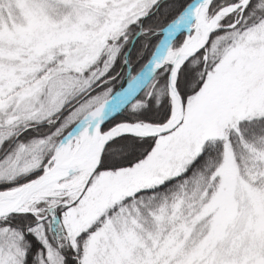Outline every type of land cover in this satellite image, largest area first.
Instances as JSON below:
<instances>
[{
  "label": "snow or ice",
  "instance_id": "snow-or-ice-1",
  "mask_svg": "<svg viewBox=\"0 0 264 264\" xmlns=\"http://www.w3.org/2000/svg\"><path fill=\"white\" fill-rule=\"evenodd\" d=\"M0 264H264V0H0Z\"/></svg>",
  "mask_w": 264,
  "mask_h": 264
},
{
  "label": "trees",
  "instance_id": "trees-1",
  "mask_svg": "<svg viewBox=\"0 0 264 264\" xmlns=\"http://www.w3.org/2000/svg\"><path fill=\"white\" fill-rule=\"evenodd\" d=\"M137 47H139V45H137ZM133 61L135 62V53H133ZM116 70H117V71H121V68H120L119 65H117V69H116ZM135 70H136V69L134 68L133 71H135ZM123 86H124V85H123ZM113 87H114V91L120 89V88H121V81H120V80L116 81V82L114 83Z\"/></svg>",
  "mask_w": 264,
  "mask_h": 264
},
{
  "label": "water",
  "instance_id": "water-1",
  "mask_svg": "<svg viewBox=\"0 0 264 264\" xmlns=\"http://www.w3.org/2000/svg\"><path fill=\"white\" fill-rule=\"evenodd\" d=\"M126 87V84L124 85ZM121 89V88H120ZM120 89L116 90V91H119Z\"/></svg>",
  "mask_w": 264,
  "mask_h": 264
}]
</instances>
